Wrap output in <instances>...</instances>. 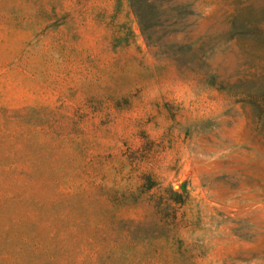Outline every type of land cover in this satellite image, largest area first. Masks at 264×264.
Masks as SVG:
<instances>
[{
	"label": "rangeland",
	"instance_id": "obj_1",
	"mask_svg": "<svg viewBox=\"0 0 264 264\" xmlns=\"http://www.w3.org/2000/svg\"><path fill=\"white\" fill-rule=\"evenodd\" d=\"M0 264H264V0H0Z\"/></svg>",
	"mask_w": 264,
	"mask_h": 264
}]
</instances>
